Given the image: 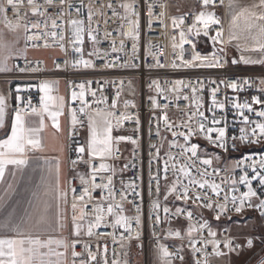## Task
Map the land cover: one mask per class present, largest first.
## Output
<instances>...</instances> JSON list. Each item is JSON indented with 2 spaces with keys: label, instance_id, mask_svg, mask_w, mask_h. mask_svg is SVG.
Instances as JSON below:
<instances>
[{
  "label": "snow or ice",
  "instance_id": "obj_1",
  "mask_svg": "<svg viewBox=\"0 0 264 264\" xmlns=\"http://www.w3.org/2000/svg\"><path fill=\"white\" fill-rule=\"evenodd\" d=\"M199 3V11L170 20V47L179 63L162 64L159 53L149 48L148 55L155 61L149 67L221 69L229 62L232 65L264 67V0H255L250 4H241L240 0H199ZM25 5L28 11H22ZM218 6L225 8V15L229 18L227 26L215 11ZM145 7L149 28L154 23L163 25L165 29L169 27L165 20L168 5L164 0H115V5L114 0H107L99 10H94L91 0L87 5L84 0H79L78 6L75 0H58V3L57 0H43V4L37 0H0V74L39 72L38 67L20 66L16 61L23 59L26 65L30 64L28 51L38 48L41 42L45 48H59L66 56L70 45L73 58L70 61L65 59L64 64L70 63L73 68L95 67L92 57L105 59L104 67H115L119 55L114 61H107V57L113 53L127 55L125 39L132 41V52L136 53L140 39V16ZM83 9L87 10L86 17ZM73 10L75 18L71 16ZM109 11L110 17L107 15ZM97 15L99 20H95ZM109 19L120 22L117 29L107 28ZM101 22L104 26L103 38L110 40V51H101L98 47L102 43L98 38ZM112 31L119 33V47H116L117 40L112 38ZM86 38L92 44V50L87 53L88 59L84 58ZM202 42L211 45L210 53L197 51V44ZM185 45L190 46L188 59L185 58ZM230 49L237 55L230 56ZM131 58L136 57L133 55ZM121 66H128L127 62ZM131 66L137 67L135 64ZM56 67L60 68L61 65L56 64ZM5 83L8 84L7 94L0 90V129L6 126L9 109L11 122L8 133L0 138V264H129L126 259L129 253L124 250V242L140 240L143 227L141 208L136 205L135 215L125 214V202L136 203L135 198L127 200L129 191L135 193L136 185L121 180V199L117 201V170L107 161L117 157L119 149L114 145L120 141L137 143L132 137L113 136L114 130L132 116L126 111H116L117 100H112L111 105L106 106L108 97L102 92L98 97L97 91L86 88L84 82L77 84L79 91H71V101L78 102L80 106L69 109L67 134V139L75 145L74 148L69 146L76 154V159H71L75 175L71 179H64V144L58 143L49 148L45 136L51 127L54 129L53 138L58 141L57 134L64 131L60 117L65 115L67 102L64 96L53 94L58 82L41 79L38 83L26 85L13 86L9 80ZM91 83L87 82L89 86ZM209 83L216 84L217 81L211 80ZM219 84L234 93L255 89L258 94L250 99L245 97L241 100L236 95L218 100L219 85L213 87L210 91L211 105L207 108L212 114L209 118L205 114L203 97L197 95L204 90L203 81L197 80L194 84L192 81L185 83L175 80L163 92L159 81L153 80L150 85H155L156 93L168 103H172L167 95L171 92L177 111L183 117L179 121L170 119L168 103L161 107L155 97H150L154 108L161 113L156 117V136L161 140V147L151 146L156 152L151 162L157 164L156 174L151 177L156 185V199L152 201L153 227H160L162 233V236L153 233L157 241L154 247L156 264H174L177 258L184 264V246L173 250L161 242L162 238L187 239L192 264H210L211 256L222 257L238 251L241 246L234 244L231 236L214 228L211 221L204 217V210L211 212L215 221H220L222 216L231 219L228 213L240 214L246 208L255 209L264 218V152L248 153L234 162L224 161L223 167H218L223 159L221 154L210 152L194 142V138L203 139L211 148L220 149L223 153L229 149L239 151L237 142L242 146L264 144V78H260L258 84L250 77L221 79ZM32 89L39 94L38 104L33 103ZM184 89H188L190 95L184 94ZM24 93L29 95L25 96ZM86 93H90L91 103L86 99ZM181 99L188 101L185 108L179 107ZM10 101H14V104ZM226 102L231 104L234 111L232 125H239L238 135L230 136L226 117L218 119L216 116L217 110L224 111ZM129 106L135 107L131 101H124V108ZM85 121L87 142L80 144L76 139L77 127H84ZM136 123L139 124L138 117ZM161 128L172 137L167 141V151L163 156L160 154L161 148L167 137L161 135ZM49 151L58 154L47 155ZM80 163L87 167V172L76 170ZM37 174L38 179L34 182ZM162 179L166 182L164 201L171 196L184 205L191 202L200 209V215L195 216L186 207L176 206L173 210L167 204L162 206ZM75 180L79 181V188L73 186ZM21 183L25 185L23 192L28 194L22 214L18 213L20 201L13 203ZM97 192L99 198L94 196ZM135 195L139 196V193ZM69 211L71 235L74 238L51 235L69 227ZM181 217L188 222L183 231L171 226L174 219ZM165 224L169 226L164 228ZM133 225L137 227L135 235L132 234ZM102 228L112 231L102 234L99 232ZM118 229L123 230L119 233L121 251L116 253L113 250L110 261L108 244L106 240L101 244L100 240L110 237L116 243ZM45 234H48L47 238H42ZM254 239L264 244V237H249L247 248L253 247ZM78 245L81 251L76 250Z\"/></svg>",
  "mask_w": 264,
  "mask_h": 264
},
{
  "label": "built area",
  "instance_id": "obj_2",
  "mask_svg": "<svg viewBox=\"0 0 264 264\" xmlns=\"http://www.w3.org/2000/svg\"><path fill=\"white\" fill-rule=\"evenodd\" d=\"M185 0H164L167 3V15L165 17L166 22L168 23L169 27L165 29L163 25L159 23H154L151 28L148 27L147 23V9L146 7L143 10V14L140 16V39L137 42L138 47L135 54L132 52V41L129 39H125V53H113L107 57V61H114L115 57L119 55V61H116L115 67H104L106 62L105 59H96L92 57L95 67L93 68H73L71 64L68 65L64 64L65 59L69 61L73 58V53L71 51V47L69 45V51L67 56L59 49L55 47L45 48L41 42L40 46L35 49H29V51H49L58 49L60 54L58 56H47V57H37L33 58L28 56V61L30 64H25L23 59L16 61L20 66H28V67H38L40 69L39 72L31 73H19L13 72L9 74H0V80H9L12 82L13 85L20 84L26 85L29 83H38L41 79H47L51 81H63L66 84L68 90V99H67V107L68 112L70 113V107L79 108V103H73L71 101V91L76 90L79 91L77 88V84L84 82L86 84V88L90 87L91 90L97 91V96L99 97L101 92L104 96L108 97V105L110 106L112 100H117V112H128L132 119L124 121L119 129L114 130L113 136H128L132 137L137 143L133 144L131 141L125 140L120 141L118 144L114 145L115 148L119 149V153L117 157L113 160L107 161L110 164H113L117 170V176L115 179V187L116 191V200L119 201L121 199V183L120 181L123 180L124 183L132 182L136 185L135 193H139V196H136L135 193L129 191L127 196V200H132L135 198V205L128 203L127 201L124 204L125 214L132 216L135 215V206L139 205L141 208V219H142V234L140 240H132L131 242H124V250H126L129 255L126 257L129 264H151L150 258V250H152L157 241L153 237V233L155 232L156 236H162L160 227H153L154 225V216L152 215V201L156 199V192H155V182L151 179L152 176L156 174L157 164L151 162V158L155 156L156 152L155 149L151 146L154 144L157 148L161 147V140L159 137L156 136V125L157 120L156 117L160 116L161 113L159 109H155L150 97H155L157 103L163 107L167 100L164 99L162 95H158L155 91V85L152 84L153 80L159 81L160 87L162 92L172 86V82L175 80H183L185 83L192 81L194 84L197 80H201L204 82V90L203 92H198V96L203 97L204 102V110L205 114L211 117V113L207 111V108L211 105V95L210 91L211 88L217 87L219 85L220 91L217 94L218 100H224L227 96L228 98H232L233 96L239 95L240 99H244L245 97L249 98L252 95L258 94L255 89H248L241 93H234L231 89H226L223 85L219 84L221 79H236V78H244L250 77L255 79V82L258 84L260 78H264V67L261 66H244V65H232L230 62L221 69H208V68H176L173 69L170 66L166 67H149V65H153L155 63L152 56L148 55V50L151 48L153 51L159 53V60L160 63L165 65H170L171 62L175 61L179 63L177 57L172 53L171 45V23L170 20L172 17H179L184 15L185 13H191L199 11L201 5L199 0L194 1V8L188 11L183 12H174L173 11V4L181 3ZM38 3L43 4V0H37ZM93 3L94 10H99L102 3H106L107 0H91ZM140 2V0H138ZM58 3V0H57ZM77 6L79 5V0H75ZM84 3L87 5L90 3V0H84ZM115 5V0H114ZM119 10V9H118ZM224 10L223 6H218L215 8V11L218 16L225 23L224 19ZM22 11H28L27 6L22 9ZM84 16L87 15V10H82ZM137 11L139 12L140 9L138 8ZM159 9H157V14ZM11 16V13H9ZM107 15L110 17L111 12H107ZM71 16L73 18L76 17V13L73 10L71 12ZM30 19H36L35 17H30ZM100 17L97 15L95 20H99ZM190 22V16H189ZM119 21H113L112 19L108 20L107 28L109 30H115L118 28ZM95 26V23H94ZM104 33V26L101 22L99 28V39L102 43L98 46L101 51L109 50L110 51V40H104L103 38ZM112 38L117 40L116 47H119V33L118 31H112ZM92 50V44L85 39L84 45V58L88 59L87 53ZM186 56L185 58L188 59L190 56L187 54L190 52V46L185 45ZM197 51H200L201 54H208L212 51L211 45L206 43H198L197 44ZM135 55V59L131 57ZM237 55L234 50L230 49V56ZM127 62L128 66H121ZM56 64H60L61 67L57 68ZM135 64L137 67H132L131 65ZM215 80L217 81L216 84H211L209 81ZM88 81H92L91 85L87 84ZM122 82V83H121ZM119 91V97H117V92ZM184 94H189L190 92L188 89H184ZM31 96L33 99L34 104H38L39 101V94L36 89L31 90ZM23 95L27 96L29 93H24ZM172 103H168V115L169 118L175 121H179L182 119V114L177 111L176 103L173 98V94L171 92L167 93ZM86 99L91 103L92 97L90 93H86ZM124 101H131L135 107L129 106L127 109L124 108ZM14 104V101L13 103ZM188 105V101L180 100L179 107L185 108ZM216 116L219 119L221 116H225L228 123V133L229 135H238L239 125H232V121L234 119V111L231 108V104L226 102V106L223 112L217 110ZM139 119V124L136 123V119ZM83 119V117H81ZM162 123V122H161ZM87 132V125L86 121L84 127H77V136L76 139L80 144H84L85 134ZM161 135L167 137V140L163 142V148H161V156L167 151V141L171 140V134L168 132L163 131L161 128ZM194 142H197L201 145L202 148H207L210 152H218L222 156L221 164L217 165L218 167H223L224 161L234 162L243 157V155L248 153H256L260 154L264 152V144L261 145H240L237 142V147L239 151H232L229 149L227 153H223L220 149H213L210 145L207 144L206 141L203 139H196L194 138ZM72 148L75 147L74 144L70 140L67 139V154H68V162L71 164V159H76V154L71 151L70 146ZM87 159V156H85ZM128 165L127 168L124 166ZM77 169L81 170L82 172H87V167L80 163ZM123 169V171H121ZM171 180V176L169 177V182ZM99 182V181H97ZM165 181L162 179L160 181L161 184V192H160V201L161 205L167 204L170 208L176 206L179 207H186L189 210H192L195 216L200 215V209H197L194 205L189 202L188 205H184L182 201H175L174 197H169L168 201H164L163 196L165 194ZM73 186L79 188V181H73ZM255 186V182H254ZM151 189V191H150ZM243 190V189H242ZM94 196L99 198V192L95 193ZM254 213L257 215L261 221L264 223V218H262L258 211L255 209H245L240 214L235 212L228 213L227 217L222 216L220 221H215L212 217L213 214L207 210H204L203 215L205 218L209 219L214 228L218 231L223 232L226 236H231L234 240V244H239L242 247L240 240L234 236L230 230V228L226 225L228 221L233 220L236 217L245 214ZM162 214V213H161ZM163 215V214H162ZM69 220H70V211H69ZM187 220L183 217L179 219H174L172 221L173 228H179L181 231L186 229L187 227ZM169 225H163L164 228H167ZM227 230V231H225ZM112 229L110 228H102L99 230L100 233H108L111 232ZM123 231L122 229L117 230V242L113 243L111 238H102L100 243H105V240L108 244L109 252L108 257L111 261L113 256V250L116 253H120L121 251V244L119 242V233ZM137 232V227L133 225L132 227V234L135 235ZM206 235V233H205ZM72 237L71 239H73ZM87 239V237H84ZM161 242L167 244L173 250L180 248L183 245V256H184V264H192V255L190 248L188 246L187 239L181 241L179 239H161ZM138 245V248H137ZM246 246V243H245ZM240 247V248H241ZM247 247V246H246ZM239 248V249H240ZM238 249V250H239ZM77 251H81V247L77 246ZM93 250H95V242H93ZM208 251L210 252L211 249L209 248ZM142 256V263L137 261V256ZM199 256V254H197ZM120 259H125L124 257H118ZM215 256L209 257L210 264H217L215 260ZM174 264H181V261L177 258L174 261Z\"/></svg>",
  "mask_w": 264,
  "mask_h": 264
},
{
  "label": "rangeland",
  "instance_id": "obj_3",
  "mask_svg": "<svg viewBox=\"0 0 264 264\" xmlns=\"http://www.w3.org/2000/svg\"><path fill=\"white\" fill-rule=\"evenodd\" d=\"M194 6L195 4L193 0H185L181 3L175 2V4H173V11H188L193 9ZM59 54L60 51L58 49L49 51H28V56L33 58L47 57L50 55L58 56ZM69 121L70 113H68V119H65V124H68V126ZM87 137L88 131L85 134L84 144H86L87 142ZM59 139L60 140L58 143H62L63 140L61 138ZM63 144L64 148H66L64 142ZM67 168V177L68 179H71V177L75 175V173L72 171V165L69 164L68 159ZM76 170L82 172L79 169ZM226 225L230 228L232 234L240 240L242 247L237 252L229 253L227 256L218 257L216 259L217 264H261V261H264V244H261L259 239H254V244L251 249L245 246L247 238L249 237H264V223L261 221V219L254 213L245 215L243 214L239 217H236V219L234 218L233 220L228 221ZM70 238H72V235ZM150 254L151 264H156L154 248L150 250ZM137 261L142 263L141 255L137 256Z\"/></svg>",
  "mask_w": 264,
  "mask_h": 264
},
{
  "label": "crops",
  "instance_id": "obj_4",
  "mask_svg": "<svg viewBox=\"0 0 264 264\" xmlns=\"http://www.w3.org/2000/svg\"><path fill=\"white\" fill-rule=\"evenodd\" d=\"M255 2V0H240L241 4H250ZM224 19H225V26H227L228 23V17H226L225 15V10H224ZM6 80H0V90L5 91V94H7V88H8V84L5 83ZM58 83L55 85V89H54V95H61L64 96L66 98V102L68 99V90L66 87V84L63 81H57ZM13 85V84H12ZM14 86V85H13ZM10 103H13V101H10ZM68 107H67V103H66V109H65V115L60 117V121H61V127L63 128V133L61 134H57V136L59 138H61L65 143V147L64 148V153H63V157H62V170H63V177L64 179H68L67 177V134H68V130H69V126L68 124H65V119H68ZM10 122H11V109H9V117L6 121V126L3 129H0V138H4L5 135L8 133V131L10 130ZM49 125H50V121H49ZM54 132V129H51V127H49L48 132L45 134L46 136V143L48 144L49 148H51L52 146H57L59 140L57 141L56 139L53 138L52 133ZM58 153L56 152H52L49 151L47 153V155H57ZM38 179V174L36 176H34L33 180L35 182V180ZM25 185L23 183H21L20 188L18 190V195L13 197V203H15V201L19 200L20 204L18 206V213L22 214L24 207L26 206V200L28 199V194L23 192ZM48 234H45L42 238H47ZM51 235L53 236H63L66 237L68 239H71V225H70V220H69V227L65 230H63L62 232H54L51 233ZM69 236V237H68ZM218 257L215 258V260ZM217 263V262H216Z\"/></svg>",
  "mask_w": 264,
  "mask_h": 264
}]
</instances>
